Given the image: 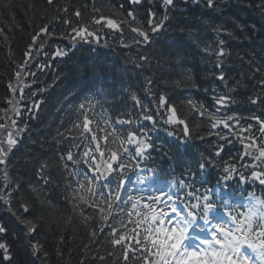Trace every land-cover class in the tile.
Returning a JSON list of instances; mask_svg holds the SVG:
<instances>
[{"label":"snow or ice","instance_id":"snow-or-ice-1","mask_svg":"<svg viewBox=\"0 0 264 264\" xmlns=\"http://www.w3.org/2000/svg\"><path fill=\"white\" fill-rule=\"evenodd\" d=\"M153 2L154 0H129L133 7L126 13L128 18L126 22L130 31L135 35L130 43L121 39L120 46L125 48L134 46L135 56L127 58L124 65H114L106 70L113 74V84L111 85L113 97L126 93L127 97H130L134 102L133 108H139L135 123L150 121L153 125L152 130H155L158 121L154 118L151 109L141 100L139 92L143 91L145 96L152 98L156 104V112L163 117L162 123L172 126L165 128L164 131L167 136L173 137L177 141L179 150V146L187 145L191 140L190 127L184 118L178 116L176 106L170 103L166 95L157 94L154 91L158 79H163V75L158 74L163 72V64L166 61L163 60V52L159 58L154 52H148L153 43V34L162 33L171 25L174 19L172 13L176 10L177 3L176 0H159V8L162 11H157L155 7H149L146 20H140L135 6L142 3L151 5ZM45 3L52 6L54 0H45ZM183 3L204 4L209 9L219 10V0H183ZM259 7L264 14V0H260ZM94 10L99 11L95 7ZM57 11H61V9H57ZM62 11L67 12V9H62ZM75 15L79 17L81 13L76 11ZM56 19L61 21L60 17ZM62 22L68 24L70 30L65 31L61 39L69 40L71 48H75L81 42L101 45L100 30L92 29L86 25L72 27L68 19H62ZM94 22L99 24L100 20L94 18ZM119 23L109 19L107 27L120 31ZM50 27V24L40 27L25 52V56L35 61L41 72L49 65L40 64L37 56L33 55V51L35 50L37 54L43 53L46 40H41L39 44L36 43L41 34H47L48 38L56 35L55 31H49ZM177 27L182 33L187 31L188 40L202 54V59L212 62L215 68L220 69L218 73H215L216 78L224 82L227 87L223 66L231 53L225 47V41L217 39L213 46L204 43L201 35L194 34L191 25L181 26L178 24ZM213 30L217 35L221 31L220 28ZM0 35H3L5 40L8 39L4 33L0 32ZM227 35L235 38L231 32H228ZM102 46L110 47L106 40ZM70 50L58 47L52 58L65 57ZM176 55L179 59V50ZM154 60L155 64H153ZM29 63L30 60H24L18 65V69L24 70L26 75L35 77L36 73L27 67ZM249 70L254 77L258 76L259 91L249 95L247 102L264 109V65L254 66L249 63ZM16 76L22 77V72L18 70ZM136 78H140L138 87H134ZM188 78L191 79L190 73ZM18 83H20L19 80ZM176 86L180 87L181 81H176ZM10 87L12 86L10 85ZM50 87L51 85H47L30 93L27 99L30 101L31 107L29 108L25 104V111L16 110L15 114L28 116L29 119L33 118L39 109L40 101L32 97L47 91ZM12 91L16 92L17 89L12 88ZM20 91L22 92L23 89L21 88ZM89 91L91 92V89ZM205 91L209 90L205 89ZM235 91V88L229 89V92L234 93ZM211 92L214 104L220 106L216 109V113L208 112L202 103L192 99L186 101L200 116L207 115L211 129L215 130L222 125L224 129L228 130L227 133L209 131L208 135H216L218 140L225 141L228 140L229 135L238 137L244 149L243 155L251 157L254 161L259 162V165H264V117L251 115L246 118L249 121L255 120L259 126L258 131L261 135L257 138L251 123H241L245 118L233 114L219 115L222 110L237 103L235 96L229 95V93L221 94L216 88H212ZM75 95L74 92H70L65 97L67 106L72 109L71 114L75 119L64 132L58 133L61 141H67L68 146L53 154V158L58 162L60 178H53L47 158L42 157L36 172L39 180L34 184H28L31 203L25 199L24 189L21 187L22 181L11 176V165L8 161L13 147L19 143L18 138L29 130L28 124L21 121V124L17 126L15 119H12L11 126L18 129L15 136L11 133L6 134V147L5 142L0 140V173H2L0 179L3 181L0 183V210L9 213L15 218L18 225L23 226L22 247L30 249L34 257L41 259V264H46L47 258L43 253L44 244L40 238L42 232L38 229H46L50 222L46 221L42 224L45 218L42 214H36L35 205L38 202L40 208L57 209V204L45 195V185H54L64 195L65 203L70 210L67 215L61 216L63 224L66 226L79 224L88 230V240L80 249L83 258L79 264H86L89 257L98 259L103 264L107 260V256L115 255V246L120 247L125 264L130 258L139 261L140 264H264V197L258 198L254 194L249 195L247 203L242 205L245 211L234 214L237 207L240 206L232 204L227 198H224L218 205L206 194L207 189L201 193L200 188L195 184V178L191 177L192 183L184 179L171 182L164 179L162 183H156V186L149 184L147 188L138 189V195L134 196L129 193L126 198H122V190L129 179V173L136 174L138 185H145L146 181L152 180V177L141 176L140 173L150 171L156 175V168H142L141 163L154 162L152 151L158 150L157 146L147 128L141 130L130 127L124 130L121 135H116V129L111 128V125H109L111 131L103 138L105 143L102 146L98 142L95 130L89 128L92 121L88 112L101 104L100 98L104 96L103 88L85 96L83 102L73 107L75 102L72 97ZM20 99L23 101L26 98L21 96ZM131 115L137 114L125 113V118L117 119L115 123L131 126L134 123ZM81 117H83L82 122ZM104 123L108 124V121L105 120ZM180 125L183 127L179 129L181 135L178 136L175 126ZM0 127L3 125L0 124ZM73 129L80 130L79 135L88 141V147H83V142L77 137L70 136ZM89 132L93 134L85 135ZM245 133L247 135H244ZM109 136L113 137L111 141L108 140ZM199 139L204 140L205 136L201 135ZM257 139L260 140L259 145H257ZM61 141H57V143ZM92 143H95V147L90 146ZM109 143L116 144V147H108ZM223 148L224 146L220 144L214 147L215 157L221 156ZM73 149H77V151L74 153ZM167 155V153H162V158ZM201 160L203 162H199L198 168L201 172L202 185L205 182L204 177L208 169L215 167V164L211 160H203V157ZM69 161L72 162L73 167L69 166ZM81 164L87 165V167L82 169ZM257 167L258 165L254 166L251 176L264 185V172L256 170ZM222 171L225 175L220 179L223 181H229L237 174L241 182L246 180L244 173H238L234 164L223 166ZM89 172L92 174L89 175ZM167 175L168 173L161 169L157 180L159 181ZM164 184L168 185L167 189L164 188ZM48 190L50 191V189ZM145 192L147 195L144 194ZM181 192L183 195L180 194ZM13 193L16 195L14 196ZM220 196L221 194L217 190V200L220 199ZM172 214L176 217L175 221L171 219ZM197 221L202 222L198 230L208 232L211 239L192 237L194 241H198L195 248L199 250H189L185 241L189 238V231ZM130 224L133 225L131 229L128 227ZM106 228L108 229L106 242L113 246L112 249H106L107 256L99 250L105 242L101 240L99 234L103 233ZM14 229L15 226L10 227L3 219H0V264H14V256L10 250L11 245L6 235H18ZM120 229H124V231L121 233ZM138 229L141 231H137ZM129 239L134 243L127 244L126 241ZM63 240L64 237L61 235L60 242L62 243ZM96 245L99 247H95ZM245 248L249 251H244ZM129 253H131V257Z\"/></svg>","mask_w":264,"mask_h":264},{"label":"trees","instance_id":"trees-1","mask_svg":"<svg viewBox=\"0 0 264 264\" xmlns=\"http://www.w3.org/2000/svg\"><path fill=\"white\" fill-rule=\"evenodd\" d=\"M154 3L156 4V10L162 11L159 8V0H154ZM176 3L177 8L172 13L174 19L169 28L162 33L153 34L152 52L155 53L157 58L163 52V60L166 61L163 64V72L158 74L163 75V79H158L154 91L167 93V95L175 98L170 103L176 106L178 116L184 118L188 123L191 140L182 149L179 148L178 150L177 144L173 140L163 137L157 147L156 175H160V170L163 169L165 173L170 175L171 181L184 179L192 183L191 177H194L195 184L200 188L201 193H204L207 189L206 194L210 197L216 196L217 190L220 194L227 195L231 199H235L241 194L226 190L220 184H223L226 188L232 187L233 189L236 186L245 192L260 193L261 186L252 182L251 172L254 166L257 165L256 170L260 171L259 168L264 170V165H259V162L254 161L251 157L243 155L244 149L238 137L229 135L228 140L225 141L218 140L216 135H208L209 131L227 133L228 130L224 129L222 125L215 130L211 129L207 115L200 116L191 105L186 103L188 99H192L202 103L208 112L216 113V109L220 106L214 104L212 92L202 90L204 85L216 83L215 88L219 93H229V95L235 96L237 101V103L231 104L227 109L222 110L219 115L233 114L245 118L241 123H251L253 132L257 138L260 137L261 133L258 131L259 126L256 121L246 119L251 115L264 117V109L247 102L249 95L259 91L257 87L258 76H253V73L249 70V63L254 66L264 65V14H262L259 7L260 0H219L218 11L209 9L204 4H184L183 0H176ZM94 7L99 11H95ZM65 8L67 12L62 11ZM148 8L144 6V3L141 7H136L140 20H146ZM57 9H61V11H57ZM129 10L131 9L125 0H54L52 6L47 5L45 0H0V32L8 37L5 40L4 36L0 35V105L7 94L5 83L11 80L13 70L21 62L24 50L40 27L50 24L49 31H53L55 28L62 30L60 33L55 32L56 35L52 37L54 39L62 37L65 31L70 30L69 25L64 24L62 19L75 20L74 13L76 11H79L83 16V18L79 16L77 25L83 26L91 22L90 18L92 16L93 18L112 19L114 22H119L113 17L120 16L126 19V13ZM84 12L87 14L84 15ZM57 17H60L61 21H57ZM124 24L126 28L121 29L119 23L120 31L98 29L101 35V45L96 43L77 44L75 48H71L70 43L53 42L43 49V53L38 54V58L41 64L49 65L47 69L54 72L58 81L65 80L71 74L73 65L88 68L91 72L89 90L91 89V92L101 88L104 90L113 84V74L106 70L111 66L109 61L107 62L105 52L101 51L104 48L102 44L105 40L109 45L121 39L130 42L135 34L130 31L126 21ZM178 24L181 26L191 25L193 33L201 35L204 43L215 46L217 39L225 41V47L231 53L223 66L227 87H225L224 82L216 78L215 73H218L220 69L215 68L212 62H206L202 59V54L188 40L187 31L183 33L179 31ZM214 28L221 29L219 35L213 30ZM121 32L123 33L122 36ZM228 32H231L235 38L227 35ZM58 47L71 50L65 57L53 59L52 56ZM178 50L179 59L176 55ZM134 56H130L124 51L119 55L117 62L121 66L125 63L127 57L134 58ZM153 64H155V60ZM189 73L191 79L188 78ZM139 79L136 78L134 87H138ZM176 81H181L180 87L176 86ZM105 82L107 84L104 86ZM230 88H235L236 91L234 93L229 92ZM110 90L113 92L112 87ZM139 95L143 102L149 97L145 96L143 91H140ZM117 96L121 97L120 106H132L134 103L130 97H127L126 93ZM112 101L114 102V99ZM46 103L44 102L42 106H45ZM43 112L49 114L51 111L46 106ZM152 113L158 123H161L163 117L156 112V106ZM137 118L138 116L133 117V125H127L122 132L130 127L141 130L147 128L149 131L153 129L150 121H142L140 124H136ZM175 127L177 128V135H181L179 129L183 126ZM165 128H167L165 124L161 125L163 133H165ZM45 130V128H42V131ZM201 135L205 136L204 140L199 139ZM244 135H247V133ZM217 144L224 146L220 157L214 155V147ZM259 144L260 140L257 139V145ZM36 145L38 151L34 156L30 155L31 150L28 149L22 155L20 161L17 162V177L22 182L24 181L23 173L26 169L42 157L47 158L53 176V149L57 147L55 137L40 138ZM162 153H167V157L162 158ZM191 154H194L195 157H191ZM201 157H203V160H211L215 164V167L208 169L204 177L205 182L202 185L201 172L198 168L199 162H203ZM232 164L236 166L238 173H244L245 181L241 182L238 174L229 181L220 179L221 176L225 175L222 167ZM48 189H46L45 195L57 204V209L40 208L38 202L35 205L36 214H42L45 218L42 224L46 221L50 222L46 229H39L42 232L40 238L44 244L43 253L47 258L46 264H79V261L83 258L80 249L88 240V230L79 224L71 226L63 224L60 218L67 215L70 208L65 203L64 196L57 187L52 186ZM29 197L30 195L27 199L31 203ZM61 235L64 237L62 243L60 242ZM95 247L99 246L96 245ZM112 247L105 241L104 246L99 250L107 256L106 249H112ZM23 255V252H19L18 257L15 254L14 257L17 258V261L19 260L18 263L31 264L29 258ZM129 256L131 257V253H129ZM36 264H41V259H38ZM86 264H102V262L89 257ZM103 264H125L120 247L116 248L115 246V255L107 256V260ZM127 264H140V262L130 258Z\"/></svg>","mask_w":264,"mask_h":264},{"label":"bare ground","instance_id":"bare-ground-1","mask_svg":"<svg viewBox=\"0 0 264 264\" xmlns=\"http://www.w3.org/2000/svg\"><path fill=\"white\" fill-rule=\"evenodd\" d=\"M127 58H129V57H127ZM127 58H126V59H127Z\"/></svg>","mask_w":264,"mask_h":264}]
</instances>
